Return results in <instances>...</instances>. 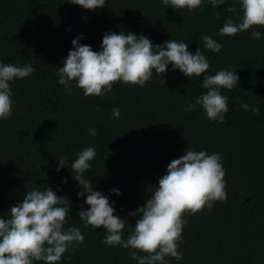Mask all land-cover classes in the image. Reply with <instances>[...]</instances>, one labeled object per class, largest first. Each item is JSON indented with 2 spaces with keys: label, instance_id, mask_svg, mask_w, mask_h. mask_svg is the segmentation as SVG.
<instances>
[{
  "label": "trees",
  "instance_id": "1",
  "mask_svg": "<svg viewBox=\"0 0 264 264\" xmlns=\"http://www.w3.org/2000/svg\"><path fill=\"white\" fill-rule=\"evenodd\" d=\"M177 11L159 0H106L96 10L67 0H0V61L30 62L35 68L11 83L13 115L0 121V216L35 187L67 197L71 210L65 227H79L84 241L58 264H136L127 249L101 242L102 227L83 226L78 212L89 206L77 196L78 183L69 168L56 171L57 159L65 158L70 167L84 147L96 150L85 177L116 201V213L132 226L137 217L128 213L144 205L171 160L189 147L220 153L227 201L186 217L179 246L183 259L170 258V264H264V26H254L260 39L250 38L251 29L217 35L227 18L242 15L236 0ZM108 30L143 33L154 44L185 40L189 51L204 52L208 74L236 71L238 87L221 90L229 98L225 121L209 120L199 106L185 111L206 91L200 87L203 74L190 79L169 70L164 77L154 74L142 88L116 82L102 98L85 97L76 87L67 93L56 70L73 38L83 34L80 42L98 51ZM202 33L221 43L218 53L203 48ZM242 101L258 106L259 113L241 109ZM114 107L121 110L119 119L111 116ZM89 127L97 135H89ZM112 188L122 195L110 193Z\"/></svg>",
  "mask_w": 264,
  "mask_h": 264
},
{
  "label": "clouds",
  "instance_id": "2",
  "mask_svg": "<svg viewBox=\"0 0 264 264\" xmlns=\"http://www.w3.org/2000/svg\"><path fill=\"white\" fill-rule=\"evenodd\" d=\"M86 10L105 7L106 0H67ZM160 4L174 10L193 11L203 5L213 8L224 5L226 0H159ZM242 15L234 20L227 18L218 29L217 35L235 36L250 30V38L260 39L261 31L254 26H264V0H236ZM229 12L233 11L228 6ZM179 12V11H177ZM219 15V13H217ZM83 34L73 38L72 48L58 66L57 83L71 94L73 87L82 90L85 97H103L111 93L113 84L144 87L154 74L163 77L169 70L192 79H203L200 87L205 89L194 102L185 106L186 112L199 106L209 120L223 123L228 112V96L222 89L238 87L239 77L230 68L208 74L209 61L201 48L189 51L185 40L170 39L163 44H154L143 33L139 35L121 30L119 33L108 30L102 37L98 51L90 45L82 44ZM203 48L213 52L221 50V43L211 35L201 34ZM169 66H171L169 68ZM35 71L29 62L23 65L0 61V121L13 115L15 101L11 83L31 76ZM239 107L253 114L259 107L241 102ZM99 111V108L96 109ZM113 119H119L121 110H111ZM95 136L94 127L87 129ZM96 156L94 147H84L75 153L70 167L65 158L57 159L56 171L69 168L72 178L78 183V197L84 198L87 208L78 212L85 228H103L102 243L107 246H120L128 250L136 264H170V258L183 259L179 251L182 232L187 224V216L199 211L212 210L214 202H226V169L221 162L220 153L209 154L206 150L191 147L179 158L171 160L165 174L143 206H138L129 216L137 217L132 226L116 213V201H110L102 191L94 190L93 183L84 173L91 168ZM67 183V178L64 180ZM110 193L122 195L118 188ZM70 201L57 195L51 187H35L27 190L23 199L11 206L7 215L0 216V264H58L66 252L82 244L84 236L77 226H67L66 217L70 215ZM125 230L127 235L125 236ZM143 253V254H141Z\"/></svg>",
  "mask_w": 264,
  "mask_h": 264
}]
</instances>
